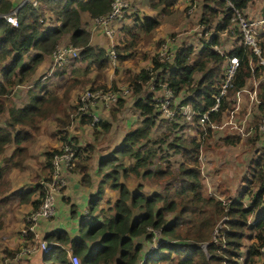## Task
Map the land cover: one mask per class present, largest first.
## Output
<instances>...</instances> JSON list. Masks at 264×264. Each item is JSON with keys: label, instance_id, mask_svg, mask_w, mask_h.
<instances>
[{"label": "trees", "instance_id": "1", "mask_svg": "<svg viewBox=\"0 0 264 264\" xmlns=\"http://www.w3.org/2000/svg\"><path fill=\"white\" fill-rule=\"evenodd\" d=\"M38 1L40 4L37 7L31 4L20 6L18 23L13 26L2 17V14L10 11L12 3L10 0H0V207L12 193L5 179L6 173L12 168L21 170L19 156L36 140L28 129L37 131L39 122L52 114L58 115L57 133L66 135L61 139L74 146L75 161L70 171L80 174L83 185L90 183L88 163L93 145H77L74 139L67 137L70 113L77 110L76 105L65 104L69 99L67 91L62 95L53 90L37 94L30 91L28 100L22 106H16L11 97L14 87L30 81L45 55L50 54L66 34L72 45L80 47L76 61H87L97 71L89 87L105 88L106 85L99 80L108 66L109 57L103 48L91 45L90 32L83 25L80 13L86 12L91 18L105 15L111 9L112 0ZM201 1L199 23L212 30V34L202 41L198 51L194 52L192 47L187 46L178 49L172 63L161 64L153 57V68L156 71L164 67L167 88L173 95L178 96L181 91L187 90L189 96L180 104L190 103L199 115L213 106L220 94L226 58L237 57L238 67L232 87L227 89V94L219 97L218 108L209 112V120L205 123L220 120L231 103L228 100L230 94L232 96L246 88L247 80L254 78L257 80V94L251 110H247L249 92H244L246 101L242 104L241 113L236 116V124L230 123L224 128L229 132L221 133V142L229 146L237 145L240 136H243L240 126H244L246 137L255 145L259 136H262L258 126L264 115V65H260L257 55L243 44L234 45L225 53L215 48L220 34L228 32L231 26L234 32L231 31L230 36L234 40L239 39L241 34L231 21V10L226 8L223 0ZM230 2L243 11L247 7H255L257 0ZM147 3L161 16L171 13L178 0H147ZM258 11L264 13L263 0ZM159 22L154 15L136 16L134 25L124 30V43L114 48L118 61L123 63L127 60L131 54L123 53L133 50L144 40L141 33L146 34L145 38L151 37ZM257 43L264 56L263 34L258 37ZM151 71L142 69L137 74H130L132 77L128 73L124 79L138 95L143 85L151 80ZM196 74L198 77H195ZM247 89L253 90V85ZM116 104L115 111L111 113L112 120L116 118V112L122 111L124 101L120 99ZM155 105L151 94L135 101L134 106L142 119L137 126L127 130L117 149L111 152L107 160L109 170L103 174L96 198L89 203L87 220L82 218L80 221L79 235L72 237L65 230L56 229L44 236L45 240L52 243L51 250L43 255L49 264H71L63 245L69 246L81 264H136L145 249L144 241L150 247L152 230L159 231L157 247L146 253L145 264H257L260 248L264 246V146L257 148L255 157L247 165L242 178L245 186L237 197L218 199L206 191L201 179L198 157L202 143L196 138L184 140L178 137L168 142V136L165 135L164 138L150 140L148 135L159 117ZM197 117L194 115V120ZM81 120L92 123L91 118L84 116ZM94 126H100L104 132H108L111 123L100 121ZM208 132H213V129H208ZM161 143H166L167 148L180 155L178 165L169 166L168 160L159 155ZM8 147L12 148L9 154L6 152ZM58 152L57 149L45 152V168L50 169L49 159ZM116 155L128 157L132 162L129 166H123L117 163ZM161 162L167 163L166 167H161ZM102 165L99 168L101 172L105 170ZM120 168L125 178L128 174L140 178L137 189L132 191L125 182L119 181ZM151 180L153 185L162 186L159 191L149 193L143 189L144 183ZM106 183L110 188L117 189L119 195L113 202L109 201L108 211L113 213L96 221L92 209L103 194ZM36 190H39V197L32 202L33 208L41 202L45 188L38 184ZM246 196L250 198L248 204L244 203ZM71 209L73 213L76 211L74 205ZM256 211H260V214L253 223L248 222ZM105 212L100 210V213ZM170 214L172 216L168 218ZM242 247H245V252L242 262H239L237 258Z\"/></svg>", "mask_w": 264, "mask_h": 264}, {"label": "rangeland", "instance_id": "2", "mask_svg": "<svg viewBox=\"0 0 264 264\" xmlns=\"http://www.w3.org/2000/svg\"><path fill=\"white\" fill-rule=\"evenodd\" d=\"M10 1L12 3V7L10 8V11L14 7L19 6L20 3L22 2V0H10ZM128 1L131 4V11L129 15L126 14L125 16L128 15V17L131 18V21H134L136 16L142 17L146 15H150V16L154 15L158 17V19L160 20L159 26L152 31L151 37L149 36V38H145L146 34L141 33L142 35H144V40L138 43V45L135 46L133 50H129L123 53V54H131V56L127 58L126 62L122 63V64L124 63L126 64L123 66H127L125 69L123 67V72H118L117 70H115L110 73L111 78L114 76H120L118 79H112L111 84L113 85L106 84L101 81L104 74L99 81L106 85L105 88H109L113 86L117 88H128L129 89V88H132V85L128 81H125L124 79L128 73L129 75L135 74V73L137 74L142 69H148V70L152 69L151 71L152 78L148 83L143 85L142 94L146 95L147 92H151L154 95L153 100L154 101L156 100L157 102L159 98H162L164 92L162 89L163 86L161 87L158 84V79L155 76V73H161L163 76H165V78H166V74L164 73L165 69H156L155 71V69L153 68L152 58L156 57L158 59V62L161 64L168 63V62L172 63L174 55L178 49L182 48L183 46L193 47L194 49L199 48L201 46L202 41L207 40V38H209V36L212 34V30L208 29L203 24L199 23V19L202 15V10H201L202 1L201 0H200V4H199V0H191V4L195 5V7L191 11H189L188 3L181 0V3H177V7H174L171 13L164 14L161 16L158 15L157 10H152L148 6L147 0H136V2L134 0H128ZM260 6H262V0H257L255 7H253L254 9L253 13L259 10ZM88 23L89 22L84 19L83 25L85 26L86 29L88 28ZM115 26H116V34H118L120 38L122 36L121 33L123 34V31L125 30V28H127V25H124V28H122V26L120 27V25L118 24H116ZM231 31L234 32L233 26L230 27V30L228 32H224L220 34L219 43L215 47L217 50L221 52H226L234 45H241L240 38L237 40H234V37L230 36ZM67 38L68 36H65V38L60 42L61 43L66 42ZM68 43L70 42L68 41L67 43H62L60 45H65ZM161 52H164L163 61L159 60ZM261 56L264 58L262 54ZM78 62L79 61L77 60L76 63ZM74 65L72 63L71 65L66 66L64 71L61 70L63 72L58 70V72L65 73V74H63L62 78L58 80V82L55 84V89L53 90V92L59 95H62L64 92L67 91V95H69V99L67 103L65 104L70 105V106H74V104L75 105L77 104L79 95L82 92H84L85 88H87L86 87L87 84L77 85L73 88L72 86L69 87L72 83V75L74 74L73 72L74 68L70 69V67ZM141 66L142 68H140ZM49 68H50V65H49ZM79 73L83 74V70L82 72H79ZM42 75L43 73L36 75L35 78H32L30 80V82L32 83H28V85H33V82L35 80H39V78ZM74 77H77V76H74ZM130 77L132 76L130 75ZM108 82L109 81H107V83ZM256 82H257L256 79L250 78L246 82V87L250 88ZM25 86L27 85L24 84L23 87ZM22 90H25V89L22 88ZM17 92L18 91L16 90L13 92V96L16 98L15 103H17L19 100H22L24 97V93H22L23 91L22 92L19 91L20 93H17ZM227 92L228 90H226V92L223 95L227 94ZM187 96H189V94L187 90H184V91H181L178 96H175L172 98L171 108L168 109L169 111L174 112L172 117H167L166 109L163 111H160L159 109L155 110V112L156 113L158 112V114L160 115L157 119L156 127L154 126L152 128L148 137L150 138V140L153 141L156 139L158 140L160 138H164V135H165V136H168L166 139L168 142H171L173 138H176V137L180 139H184V140L186 138H196L197 141L202 143L200 147V151H199L198 160H199L200 172L205 173V175L208 177L207 178L201 173V179L204 180L206 191L208 193L214 192L219 196L220 194H224V198L226 197L236 198L239 192L245 186V184H243L242 182V178L246 173L247 165L249 164V162H251V160H253V157H255V154H256L255 152L257 148H259V146H264V136L263 135L259 136L255 145L254 144L252 145L251 140H249V138H247L246 135L240 136L241 140L235 146L225 145L221 142V137L223 136V134H227L229 132L227 129H224L229 124L225 122L229 121V119L232 116H236L237 111H239L238 112V115H239L241 113L242 104H244L246 101L244 100L243 103L240 104V109L236 111L235 107H233L234 104L232 103L235 97V93L232 96L230 94L228 100H231V103L229 102L228 108L222 113L220 120L202 123L203 126L196 132L195 128L198 127L197 124L199 123V121H198V117L196 118V120H194L195 111L191 107L190 103L180 104V102L184 101L187 98ZM135 97H136V94L132 91L131 94L127 98L122 99V101H124V106H123L124 109H122V111L120 112L115 113L116 118L113 119L114 123L112 125L113 130L111 134H109L108 132H104L102 127L100 130H97V129L92 130L90 127L84 126L83 128L79 129V131H76L73 128L72 134H75L78 136V138H75L76 139L75 144L84 145L87 142H91L95 137V140L98 146L106 147V143L109 140H111V142L113 143L114 141L116 142L120 137H123L126 132V129L128 128L129 122H130L125 118L131 117L133 118L132 120L142 119L139 111L135 110L133 106ZM250 98L251 96L249 95L248 107L250 106ZM70 101L72 103H70ZM114 109L115 107L113 105L109 108V110L106 111V113H104L102 110H99L97 114V116L99 115L97 117L98 121L97 120L96 121L100 122L104 120V115H106L107 113H109L108 119L110 120L111 113L115 111ZM242 113H245V111H243ZM195 116H196V113H195ZM49 117H51V115ZM77 117L80 118L79 115H77V110L75 109L72 110V112L70 113L71 122L69 126L75 122ZM47 118L48 117L42 119L39 122L38 130H40L41 124L44 123L46 121L45 119ZM99 118L101 119L99 120ZM236 119H235V122H236ZM124 121H127V122L124 123ZM120 124H123V126H120ZM44 127H45L44 133H43L44 138L43 140L40 141L41 145L39 146V151H42V147L44 149L49 148L47 147L48 140H51V141L56 140L55 137H51L50 135L51 133H53V129H54L52 120H50L49 122H46ZM210 128L213 129V132L211 133L208 132V129ZM69 131L71 132V130ZM221 131L223 134H221ZM54 133H57V131L54 130ZM196 134L199 135L198 138L196 137ZM57 135H59L60 138L62 136L66 137L65 134H61V133H57ZM67 137L73 139V137L68 136V133H67ZM64 143L65 142L63 141V143H61V145L58 147L57 150L61 151L62 149L63 151ZM35 144L36 142L31 144L26 149V151L21 152L22 154L19 156L20 162L22 163V168H21L22 172L25 171L24 170L25 165H26L25 163L28 162L31 166H33L34 163L38 161V157L36 155L31 156L30 154L31 149L34 147ZM160 148H161V151L159 155L164 156L168 160L169 166L175 167L176 165H178V163L181 160V157L179 154L173 153L172 149L167 148L166 143H161ZM52 149L53 148H50L49 150H52ZM118 156H121V158H119L117 161H119V163H121L123 166H129V164L132 162L131 159H129L128 157L123 158L124 156L122 155H118ZM166 164L167 163L165 162L160 163L161 167H166ZM154 166L155 165H153L152 167L154 168ZM12 174L13 173H10L9 171L5 175V179L6 181L9 182L10 188H11L10 183L12 179ZM30 174L31 172L29 170L28 175H24V177H22L21 182L24 183V186L32 184L33 181L26 180L27 179L26 177H28ZM47 174H48L47 176L48 179H46V181L50 179V173H47ZM139 179L140 178L135 177L132 174H128L127 178H125L123 176L122 169L120 168L119 181L122 180L123 182L126 183L128 187L134 186V187H131V190L134 191L135 190L134 188L137 189V184H138ZM146 183L150 185H153L154 183H153V180L144 183L143 189H145V191L148 192V190H152V189H148V184L146 185ZM156 186L160 187L159 185H156ZM249 199L250 198L246 196V198H244V201H245L244 203L248 204ZM2 212L4 213V211L0 210V226H1V213ZM28 212L26 211L24 215L23 214L21 215V218H22L21 223L17 221L16 225L11 226L13 228L18 226L17 229H19V232H20L18 233V237L20 236L22 238V243L19 245V243L15 244L14 242L10 248H6L2 256L0 255L2 257L0 258V264L2 263V260L4 258L13 257V255L19 252L23 247H31L32 245H34L36 238L40 235V233L38 232V229L41 223L37 225V228L35 229L33 233L34 237L32 240L27 239V236L29 235V233H26L25 235L21 233L22 229L26 226L25 216ZM254 214L249 217L248 222L253 223L255 219ZM171 216L172 215L170 214L168 218H170ZM3 217H4V214L2 215V220H3ZM2 229H0V233ZM214 234L216 235L217 232L215 231ZM7 236L8 238H11L13 235L12 233H9L7 234ZM7 239H4V241H6ZM7 242L9 243V241ZM245 244H248V242H245ZM239 252L240 254L237 259L239 260V262H242L243 255L245 252V247H242L239 250ZM7 254H11V255L8 256ZM257 258H258L257 264H264V260L262 256L261 257L259 256ZM159 264H172V263L164 262V263H159Z\"/></svg>", "mask_w": 264, "mask_h": 264}, {"label": "crops", "instance_id": "3", "mask_svg": "<svg viewBox=\"0 0 264 264\" xmlns=\"http://www.w3.org/2000/svg\"><path fill=\"white\" fill-rule=\"evenodd\" d=\"M134 1L136 2V0H134ZM178 3H181V0H178ZM175 7H177V4ZM253 11H254L253 7H247L245 10H243V12L244 13L246 12L245 14L249 18L252 17L254 19L256 17L263 16V14H264V13L262 14L258 10L255 13H253ZM80 15H81L82 23H83L84 19L89 22L87 29L90 32V43H91V45L98 46L100 48H103L105 51H107L110 48V46H113L115 48L116 45H121L124 43V42H122L125 39L124 38V36H125L124 31H123V34L121 33L122 36L120 38H119L118 34H116V32H115L113 38H108L104 34V32L102 31V29L100 27L93 25L92 18L86 12H81ZM128 15L124 17L123 21L114 23L115 29H116V26H115L116 24L120 25V27L122 26V28H124V25H127V28H131V26L134 25V21H131V18L128 17ZM130 23H132V24H130ZM65 36H68V34L64 35L60 41H62L65 38ZM68 41H69V36H68L66 42H62V43H67ZM62 43L59 42V44H62ZM200 47L197 49L196 48L194 49L193 47L192 48H193V51L195 52V51H198L200 49ZM221 53H225V52H221ZM51 62H52L51 55L50 54L45 55L43 61L40 63V65H38L35 74L32 76V78H35L36 75L43 73V75L39 78V80H35L33 82V85H28V83H32L30 81L25 83L28 87L27 86L23 87V85H18L17 87L14 88L13 92L16 90V91H18L17 93H20L22 91H23L22 93H24L23 99L19 100L17 103H15L16 98L12 95V98L14 100V104L16 106H22L23 103H25L28 100L30 91H32L34 93H36V92L42 93L46 90H54L55 89V84L58 82L59 79L62 78V75L65 74V73H61V72H63L66 67L64 69H62L63 71L60 70L61 72H58V70H52L51 69ZM123 62H126V60ZM74 64H73L74 66L70 67V69L74 68V70H73L74 74L72 75V83H71V84H73L72 88L77 86V85H81V84H87L86 87L90 86V82H92L94 80L96 73H97V71L94 69V65L87 64V61L78 62V63H74ZM49 65H50V68H49ZM123 65H126V64L120 63L116 57V54H115V57L113 59L109 58L108 66H107L106 70L104 71V76H103L101 81L103 83H106V84H111L112 79H118L120 76H114L111 78L110 73L115 71V70H117L118 72H123V67H124V69L127 67V66H123ZM140 68H142V66ZM82 70H83V74H80L79 72H82ZM74 76H77V77H74ZM195 77H198V74H196ZM107 81H109V82L107 83ZM111 85H113V84H111ZM22 88L25 90H22ZM256 90H257V82L253 84V90H251V91H247V87L242 89V90H239L240 91V98L237 101V97H236V93H235L234 100L232 101V103L234 104L233 106L235 107V104L237 103L239 106L238 109H240V104H242L243 101L245 100V93L244 92H249L248 95H250L251 98H250V106L248 107L247 110L250 111L252 103L254 102V99H256V94H257ZM142 93H143V88L138 95L136 94V97H135L134 102H133V106L135 105V101L138 100L139 98H145L147 95H150V94L152 95V99L154 98V95L151 92H147L146 95H143ZM70 103H72V102L70 101ZM134 109L139 111L135 106H134ZM99 110H102L104 113H106V111L109 109H96L95 110L96 114H98ZM238 112L239 111H237V113H236L237 117H238ZM195 113H196V116H198V118H199L198 112L196 111ZM195 113H194V115H195ZM57 116L58 115L53 114V115H51V117H48L47 119H45L46 121L44 120L45 122L41 124L40 130L33 132L30 129H28V131H30L35 136V138H36L35 142L37 144V145L35 144L34 147L31 149L30 154H31V156L36 155L38 157V161L35 162L33 166H31L28 162L25 163L26 165L24 168V170H25L24 172H22L18 168L10 169V173H13V174H12V179H11V183H10L11 188H10L9 192H12V193H11V195H9L6 203L0 207V210L4 211V213L3 212L1 213V226H0V229H2L4 227L0 233V255L1 256L4 253L5 249L10 248L14 242H15V244L19 243V245L22 243V238L20 236L18 237V233H20L19 229H17L18 226H16L15 228H13L11 226L16 225L17 221H19L21 223V221H22L21 215L22 214L24 215V213L26 211L28 212L31 209H33L32 202L39 197V190H36V188H37L38 184L43 186V183L46 181L45 179L48 176L47 173H49V168L47 169L44 167L45 157H46L45 152L49 151L50 148L58 149V147L61 145V143H63V141L59 137V135H57V133H54V130L57 131V122H56ZM108 116H109V113L104 115V120H102V121H108L109 123H111V127L108 131V133L111 134L112 130H113L112 125H113L114 121L112 120V118H110V120H109ZM134 117H136V116H134ZM118 118H119V116H118ZM100 119L101 118H99V120ZM125 119L130 121L128 128L126 129V132H127V130L137 126L140 122V120H138V119L132 120L133 118H131V117H128ZM50 120H52L53 127H54L53 133H51L50 135H51V137H55L56 140L55 141L48 140L47 141V147H49V148L44 149L42 147V151H39V146L41 145L40 141L43 140V138H44V136H43L44 129H45L44 125L46 122H49ZM125 122H127V121H124V123ZM225 123H229V122L227 121ZM197 125H198V127L195 128L196 132L203 126V124L201 122H199ZM84 126H88L92 130L93 129H97V130L101 129L100 126H94V124L88 123L87 121L83 122L80 118L77 117V119L75 120L74 123H72L70 126L68 125V128H67L68 136L73 137V139L76 141L75 138H78V136L75 134H72V129L74 128L76 131H79V129L83 128ZM120 126H123V124H120ZM155 127H156V124H155ZM69 130H71V132ZM221 133H222V131H221ZM123 137H120L116 142L114 141L113 143L111 142V140H109L106 143V147H108V148L103 147V146H98V144L95 140V137L91 142L86 143V144H92L93 145V150L90 154V160L88 163L89 164L88 173L90 175V183L88 185H83L80 182V174L77 171H75V172L69 171L66 173V176H67L66 185L60 191V193L56 196V200H55L56 212H55V214L48 219L42 220L40 222L41 224L39 223L40 226H39L38 232L40 233V235H39L40 237L44 238V236H46V234H48V233H50L56 229H63L66 232H68V234L72 237L79 235V233H80V230H79L80 229V221L82 218H85V220H87L88 214L90 212L89 203L91 200L96 198L97 192H98V185L103 180V174H104V172H107L109 170V165L107 163V160L110 158L111 152L113 150L117 149V147L119 146ZM196 137L198 138L199 135L196 134ZM86 144H84V145H86ZM6 152L8 154L11 153L12 148L8 147L6 149ZM116 157H117V159L121 158V156H118V155H116ZM123 158H125V157H123ZM102 163H103L102 167L105 168V170H102V172H101L99 168H100V165ZM117 163H119V161H117ZM42 165H43V167H42ZM29 170H30L31 174L28 177H26L27 178L26 180L33 181V182L31 185L24 186V183H22L21 180H22V177H24V175H28ZM201 173L204 176H206L205 173H203V172H201ZM120 181H122V180H120ZM202 182L204 183V180H202ZM147 184L148 183H146V185ZM131 187H134V186H131ZM131 187H128V188L131 190ZM160 187H162V186L160 185ZM160 187H158L156 185L148 184V189H152V190H148V192L151 193L154 191H159ZM9 192L7 193V195L9 194ZM211 194H213L214 196H217L218 199H225L224 194H220V196L214 192ZM118 195H119V191L117 189H112L107 185V183L105 184L103 194L98 199L97 203L95 204L94 209H92L93 215L96 217V221L97 220L101 221L103 219L104 215H107L109 213L110 214L113 213L112 211H108V209L110 207L109 201L113 202L114 200H116L118 198ZM72 205H74L76 207V211L74 213L72 212V209H71ZM101 209H103L106 212L100 213ZM259 212L260 211L255 212V214H254L255 218H257V216L260 214ZM3 214H4V217L2 220ZM9 233H12V235H13L11 238H8V236H7V234H9ZM4 239H7V240L4 241ZM7 241H9V243ZM49 243L52 244L51 242H49ZM144 244H145V249L141 255H144L149 248L148 242L144 241ZM63 247H64V250L67 252V256H69V254L72 253L71 249L67 245H63ZM44 254L45 253H43L41 250H35L29 254L23 255L20 258L19 262H20V264H49L48 261L44 260V258H43ZM1 256H0V258H2ZM52 256H53V254H52ZM262 263H263V261H262Z\"/></svg>", "mask_w": 264, "mask_h": 264}, {"label": "built area", "instance_id": "4", "mask_svg": "<svg viewBox=\"0 0 264 264\" xmlns=\"http://www.w3.org/2000/svg\"><path fill=\"white\" fill-rule=\"evenodd\" d=\"M189 5V11H191L195 5L191 4V0H183ZM226 3V8L231 10V21L240 31V41L241 44L248 46L254 54L258 57V63L264 65V58L261 56V50L258 46V37L264 35V14L263 16L254 18H249L244 14L242 10L236 8L230 0H223ZM24 4H31L33 7L39 6L40 2L38 0H22L19 6L14 7L10 12L2 14L5 21L9 24L16 26L17 25V12L18 8ZM264 5V0H263ZM131 11V4L128 0H112L110 11L98 17L92 18L93 25H96L102 29L104 34L108 38H113L116 32L114 23L121 22L124 20L126 14H129ZM80 53V47L74 46L70 43L65 45H56V47L51 51V69L52 70H62L66 66L74 64ZM106 54L109 58L115 57V49L113 46L106 51ZM164 52L160 53V61H163ZM163 67V66H162ZM238 67V59L235 56L227 57L223 64V78L220 84V94L216 98V102L211 106L206 112L199 113V122L205 123L209 120V112L216 110L218 108L217 102L219 97H221L228 88L232 87V79L234 73ZM159 69H164L159 68ZM165 73V72H164ZM155 76L158 79V84L163 89V96L159 98L156 102V109L163 111L166 109L167 117H172L174 112L169 111L171 108V100L175 95L167 88L166 78L161 73H155ZM154 83V82H152ZM153 85V84H152ZM132 92L131 88H117V87H87L84 92H82L76 104L77 115L80 119L82 116L86 118H91L92 123L97 122L96 109H109L111 106L116 104L120 99L127 98ZM237 101L240 98V91L236 92ZM156 101V100H155ZM177 107V105H176ZM239 108L238 104H235V110ZM158 113V112H157ZM160 115V114H158ZM236 117L232 116L229 119V123H234ZM97 120V121H96ZM240 131L242 135H247V132H244V126H240ZM259 131L264 135V115L261 118L260 124L258 126ZM73 143L65 142L63 144V151H59L54 154L49 159L50 164V179L47 180L43 186L45 188L44 196L39 203V205L32 210H30L26 216V226L22 229L21 233L25 235L29 233L27 239H33V233L37 225L45 219L52 217L56 212L55 200L56 196L60 193L61 189L66 185L67 176L66 173L71 170L73 167L75 156H74V146ZM153 236L151 238V244L146 253H150L155 247H157V236L159 235L158 230H152ZM50 243L42 237H37L35 244L31 247H23L19 252L15 253L11 258H4L1 264H15L17 263L23 255L29 254L35 250H41L43 253L50 251ZM141 255L137 260L136 264H145V255ZM260 256L264 260V246L260 248ZM71 264H81L80 259L77 255L70 253L68 256Z\"/></svg>", "mask_w": 264, "mask_h": 264}, {"label": "water", "instance_id": "5", "mask_svg": "<svg viewBox=\"0 0 264 264\" xmlns=\"http://www.w3.org/2000/svg\"><path fill=\"white\" fill-rule=\"evenodd\" d=\"M50 246L52 247V244H50ZM202 246L205 248V245H202ZM51 247H50V248H51ZM50 250H51V249H50Z\"/></svg>", "mask_w": 264, "mask_h": 264}, {"label": "clouds", "instance_id": "6", "mask_svg": "<svg viewBox=\"0 0 264 264\" xmlns=\"http://www.w3.org/2000/svg\"><path fill=\"white\" fill-rule=\"evenodd\" d=\"M76 63V62H75ZM202 113V112H201Z\"/></svg>", "mask_w": 264, "mask_h": 264}]
</instances>
